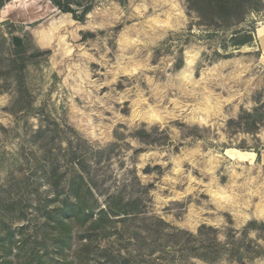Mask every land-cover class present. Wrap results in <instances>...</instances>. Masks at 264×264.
Masks as SVG:
<instances>
[{"label":"rangeland","instance_id":"rangeland-1","mask_svg":"<svg viewBox=\"0 0 264 264\" xmlns=\"http://www.w3.org/2000/svg\"><path fill=\"white\" fill-rule=\"evenodd\" d=\"M244 27L264 30V9ZM227 36L187 0H95L82 23L47 0L0 8L2 233L45 236L84 158L97 206L138 214L85 248L77 228L59 254L49 235L53 264H264V228L249 227L264 222V50L256 36L223 49Z\"/></svg>","mask_w":264,"mask_h":264},{"label":"trees","instance_id":"trees-1","mask_svg":"<svg viewBox=\"0 0 264 264\" xmlns=\"http://www.w3.org/2000/svg\"><path fill=\"white\" fill-rule=\"evenodd\" d=\"M10 1L12 0H0V8ZM47 1L57 11L69 14L74 21L80 23L85 21L95 4V0ZM187 9L199 18L202 26L228 34L227 40L222 44L223 49L230 46L236 50L243 46H250L256 41L254 30L251 27L240 28V26L249 14L259 13L264 9V0H187ZM17 50H20V47ZM234 123L235 121H230V124ZM40 132L38 130V133ZM95 152L102 154L104 151L96 150ZM256 155L259 158L258 152ZM71 156H75V152L71 151ZM85 165L84 158L76 160L72 168L73 174L64 187L66 197L59 206L47 210L41 226L42 231L46 233L45 236L28 241L25 226L19 227L17 236L10 228L5 229L3 233L0 228V264H53V261L48 258L46 245L49 235H51L53 248L59 254L64 251L65 247L70 248L73 238L72 230L77 228L78 238L83 241L80 248H85L91 243V234L95 232L107 234L108 227L115 218L129 219L138 214L135 203L131 204L119 197L109 198L104 207L97 206V199L94 195L96 186L82 172ZM49 170L51 177L57 174L53 163L49 166ZM95 205L97 208H94ZM159 222L164 224L161 220ZM255 226L264 228V222L249 223V227ZM207 229L209 228L203 226L197 232V236L192 234L189 236L200 240L202 231ZM78 250L74 251V255L79 254L81 250Z\"/></svg>","mask_w":264,"mask_h":264},{"label":"bare ground","instance_id":"bare-ground-1","mask_svg":"<svg viewBox=\"0 0 264 264\" xmlns=\"http://www.w3.org/2000/svg\"><path fill=\"white\" fill-rule=\"evenodd\" d=\"M259 38L264 42V30L261 29L258 31ZM259 215L264 218V208L259 212Z\"/></svg>","mask_w":264,"mask_h":264},{"label":"crops","instance_id":"crops-1","mask_svg":"<svg viewBox=\"0 0 264 264\" xmlns=\"http://www.w3.org/2000/svg\"><path fill=\"white\" fill-rule=\"evenodd\" d=\"M258 31H259V29L256 30L255 36H256V39L258 40L259 44L262 46V48L264 50V42H262L261 39L259 38Z\"/></svg>","mask_w":264,"mask_h":264},{"label":"water","instance_id":"water-1","mask_svg":"<svg viewBox=\"0 0 264 264\" xmlns=\"http://www.w3.org/2000/svg\"><path fill=\"white\" fill-rule=\"evenodd\" d=\"M13 42L15 46H19L21 44V40L17 37H13Z\"/></svg>","mask_w":264,"mask_h":264}]
</instances>
